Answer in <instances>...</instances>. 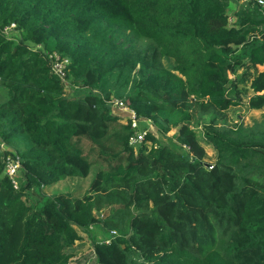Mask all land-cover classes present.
<instances>
[{"label":"trees","instance_id":"1","mask_svg":"<svg viewBox=\"0 0 264 264\" xmlns=\"http://www.w3.org/2000/svg\"><path fill=\"white\" fill-rule=\"evenodd\" d=\"M12 22L18 40L2 32ZM45 50L71 59L83 93L67 94ZM260 66L255 0H0V264H81L75 243L94 225L114 232L92 238L94 264H264V114L227 124L224 111L242 82L264 108ZM113 97L163 135L179 127L180 145L152 131L131 145ZM207 115L214 163L192 154ZM7 152L22 159L19 190ZM95 167L83 200L48 193Z\"/></svg>","mask_w":264,"mask_h":264},{"label":"rangeland","instance_id":"2","mask_svg":"<svg viewBox=\"0 0 264 264\" xmlns=\"http://www.w3.org/2000/svg\"><path fill=\"white\" fill-rule=\"evenodd\" d=\"M232 3L233 4H231L230 7L231 14L236 12L239 7V3H237V1H233ZM231 21H235V17H231ZM21 36L22 34L20 30L14 31L12 34V37H14L15 40L20 39ZM164 62L167 63L168 61L164 59ZM260 69H264V66H260ZM241 72L242 70L239 71V75L241 74ZM239 87L241 89L242 102L239 104H232L226 110H224L225 113L227 114V121H226L227 124H233L241 120H243L246 123H249L253 118H257L264 114V108L254 109L251 108L250 105L248 104V100L253 95V91L249 87L248 83L242 82ZM66 89L68 95H78L81 92L83 93L84 90L83 87H78L72 83H70ZM111 101L112 100H110L109 104L113 113L120 114L124 118L123 120H126L125 115L122 114V111L116 108L115 106H113V103ZM208 121H209V116L207 115L203 118H199L193 124L194 129H196L197 136L194 140L195 145L194 147L192 146V154L199 155L200 157H202V159L205 162L214 163L216 159V150L213 147V145L205 139V136L202 131V125L207 123ZM140 129L142 131L143 130L152 131L162 143H167L172 146L180 145L179 141L176 138V134L179 130V127H175L166 135H163L156 129L155 125L151 121L150 122L142 121L140 123ZM0 143H4L7 148L10 147V145L1 138H0ZM97 170H98L97 167L93 168L92 173L86 179L75 178V177L65 178L60 182H58L50 190H48V193H55L58 191L70 192V193L74 192L73 202L74 201L77 202V200H83L85 198V195L88 192H91L92 189L91 180L94 174L97 172ZM32 199H35V196H32ZM91 230H92V235L90 234L91 236L86 233H83L82 234L83 238L75 243V248H74L75 256L73 261L79 260L81 264H83V262L90 261V264H94L96 257L93 252L92 238L95 237L98 240H108L110 239V235L114 233L113 231H108L105 227L99 228L97 225H94L91 228Z\"/></svg>","mask_w":264,"mask_h":264},{"label":"built area","instance_id":"3","mask_svg":"<svg viewBox=\"0 0 264 264\" xmlns=\"http://www.w3.org/2000/svg\"><path fill=\"white\" fill-rule=\"evenodd\" d=\"M241 2H249L251 0H239ZM257 4L264 9V0H255ZM17 24L15 22H12L10 24H7L3 27L2 32L10 39H14L12 37V34L14 31H17ZM42 47V46H40ZM45 56L49 60L53 72L60 77L65 83L66 88L69 85V80L67 77V71L69 69V64L71 62V59L66 56H62L57 51H44ZM113 106L120 109L125 115V118H129L131 121L132 129L134 130L133 135L130 137V144L131 145H137L144 137L146 136L147 130H141L140 129V117H138L136 111L128 106L124 100L120 98H112L111 99ZM186 148H189L187 145H184ZM8 148L5 146L4 143H0V151H6ZM4 166H5V173L9 177V179L12 181L13 186L16 190H19L21 188V168H22V159L14 153L7 152L4 157ZM211 167V166H210ZM109 242V240H103ZM101 240V242H103ZM93 252L95 257L97 258L96 251L93 248ZM96 262V260H95ZM83 264H90V261L83 262Z\"/></svg>","mask_w":264,"mask_h":264}]
</instances>
